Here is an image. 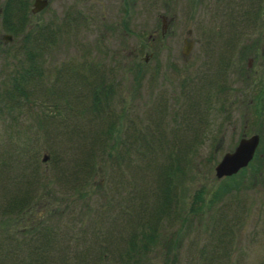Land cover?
Returning <instances> with one entry per match:
<instances>
[{
    "label": "rangeland",
    "instance_id": "rangeland-1",
    "mask_svg": "<svg viewBox=\"0 0 264 264\" xmlns=\"http://www.w3.org/2000/svg\"><path fill=\"white\" fill-rule=\"evenodd\" d=\"M31 2L0 0V264H264V132L216 177L251 113L202 89L243 1Z\"/></svg>",
    "mask_w": 264,
    "mask_h": 264
},
{
    "label": "flooded vegetation",
    "instance_id": "flooded-vegetation-1",
    "mask_svg": "<svg viewBox=\"0 0 264 264\" xmlns=\"http://www.w3.org/2000/svg\"><path fill=\"white\" fill-rule=\"evenodd\" d=\"M241 1L242 6L232 5L239 16L235 20H223L228 24L225 25L227 28L221 23L222 37L206 36L202 89L206 99L218 102L214 105L222 109L226 120L233 109L245 107L250 110L251 116L243 118L238 141L256 135L255 153L260 133L264 132V0ZM185 43L189 47L192 40ZM209 44L211 48L207 47ZM250 129L252 133L247 134Z\"/></svg>",
    "mask_w": 264,
    "mask_h": 264
},
{
    "label": "water",
    "instance_id": "water-1",
    "mask_svg": "<svg viewBox=\"0 0 264 264\" xmlns=\"http://www.w3.org/2000/svg\"><path fill=\"white\" fill-rule=\"evenodd\" d=\"M46 3V0H33L34 7L32 10H36ZM1 38L3 41H7L10 38L8 33H2ZM257 138L256 135L241 138L236 146L229 152H225L220 159L215 163L213 169L216 177H222L230 175L236 172L240 167L246 165L247 161L251 158ZM45 158V156H43Z\"/></svg>",
    "mask_w": 264,
    "mask_h": 264
},
{
    "label": "trees",
    "instance_id": "trees-1",
    "mask_svg": "<svg viewBox=\"0 0 264 264\" xmlns=\"http://www.w3.org/2000/svg\"><path fill=\"white\" fill-rule=\"evenodd\" d=\"M13 85H15V86H17V84H13ZM22 86V84L20 85V86H18V87H21ZM97 96V92L96 91H94V97H96ZM98 101V99H94V104L96 103Z\"/></svg>",
    "mask_w": 264,
    "mask_h": 264
}]
</instances>
